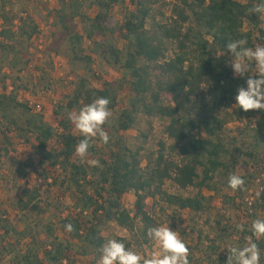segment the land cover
I'll list each match as a JSON object with an SVG mask.
<instances>
[{
	"label": "trees",
	"instance_id": "1",
	"mask_svg": "<svg viewBox=\"0 0 264 264\" xmlns=\"http://www.w3.org/2000/svg\"><path fill=\"white\" fill-rule=\"evenodd\" d=\"M160 1L132 0V9L117 19L111 13L121 0H61L56 24L70 33L68 18L84 26L83 34L69 35L71 63L82 62L90 69L98 56L123 70L131 77L133 99L118 114L120 83L106 81L96 88L81 78L55 108L59 123L54 127L19 99V90L28 87L19 74L33 63L40 27L28 12L13 16L6 0H0V186L10 193L18 188L21 196L15 202L16 222L0 209V263L80 264V258L93 256L90 264H98L109 240L102 227L110 223L130 233V238L112 239L133 251L136 246L151 247L147 230L163 225L156 214L163 203L196 215V230L189 227L198 234L196 245L189 248L190 264H227L226 248L249 243L252 222L264 219V111L233 107L247 77H234L229 66L233 57L226 52L233 39L247 38L248 47L264 43V15L251 13L260 0H174L171 16L160 11L159 21L155 10ZM117 34L127 43L124 49L114 43ZM87 40L89 51L83 48ZM194 47L199 55L192 59ZM101 97L110 101L108 107L117 115L113 125L107 120L103 126L109 141L93 138L88 155L80 158L75 147L82 137L68 113ZM140 113L167 119L166 136L173 142L161 141L146 168L143 147L132 149L122 135L136 128ZM232 124L237 127L228 135ZM16 142L31 148L38 161L7 170ZM92 160L98 163L93 166ZM233 173L243 177L242 190L228 187ZM217 177L229 193L207 197L206 191L217 192ZM168 182L198 194H171L165 189ZM132 192L135 203L128 210L123 203ZM67 195L74 206L64 211L59 201ZM216 200L219 207L213 205ZM213 210L214 223L208 217L205 224L214 235L205 236L204 230L198 231L199 220ZM226 213H233L235 220ZM67 224L71 232L65 231ZM181 232L191 237L186 229ZM256 242L264 264V239Z\"/></svg>",
	"mask_w": 264,
	"mask_h": 264
},
{
	"label": "rangeland",
	"instance_id": "2",
	"mask_svg": "<svg viewBox=\"0 0 264 264\" xmlns=\"http://www.w3.org/2000/svg\"><path fill=\"white\" fill-rule=\"evenodd\" d=\"M7 11L13 16L21 17L23 12H28L29 15L34 19V21L39 25L41 34L36 38L33 44V63L26 69L23 73L19 74L24 84H27V91L24 89L19 90V99L22 102L28 103L30 106L40 109L41 113L44 115L47 123L58 127L59 119L55 116L54 110L60 104V102L65 99V96L69 94L75 88V83L79 79L83 78L89 81L90 85L96 88L102 87V82L114 81L122 85V94L120 96L119 107L117 113L120 114L121 111L126 109L133 99V94L130 91L131 87V77L125 73L123 70L116 69L107 65L98 56L95 57L94 63L91 68L88 69L86 64L79 62L76 64L71 63L73 57L71 46H70V34L84 33V26L79 19L71 20L68 18L67 25L71 27L72 32H67L62 29V27L56 24L58 20L57 11L61 9V0H6ZM132 0H121L120 4L115 7L112 16L120 19L126 9H132ZM175 5L174 0H161L156 8L155 14L157 19L162 20L160 11L167 17L171 16L173 6ZM1 7V5H0ZM97 11L92 12L94 16ZM0 23H2L0 18ZM19 25V24H18ZM43 41V49L40 48L39 41ZM114 43L119 49H124L126 47V42L123 40L120 34H117L114 38ZM32 45V43H31ZM89 40L84 44V49L89 51ZM43 51V52H42ZM199 53L197 48L194 47L191 51V57H198ZM99 77L100 80H98ZM53 83V84H52ZM47 88L50 90L47 91ZM12 90V88H10ZM117 115L113 114L109 117L108 123L113 125L115 123ZM169 124L167 119H161L156 117L146 116L144 113H140L138 117V125L135 129L122 133L127 145L132 149H137L143 147L142 152V167L146 168L150 161H154L157 152L159 150V143L161 141L166 142L171 145L173 142L169 140L166 136V127ZM1 117H0V127ZM237 126H229L226 130L228 135H231V129ZM147 136V139L144 136ZM206 138V136H202ZM108 152L103 153V157L106 158ZM25 161H38L37 156L31 148H27L16 142L15 149L12 151L10 157L6 162V169L14 170L17 169ZM239 173V172H238ZM220 177L216 179V189L217 192L206 191L205 195L207 197L212 195H219L223 198L229 189L221 186L219 184ZM165 189L171 194L182 195L184 197H194L198 194V190L189 189L183 191L175 187L171 182H168ZM20 190L18 188L14 189L11 193L8 192L5 186H0V209L3 215H7L11 220H15L18 210L15 208V202L19 197ZM58 193V194H57ZM56 195H60L56 192ZM62 197V196H61ZM64 201H59L60 205L66 209H72L74 202L70 196H65ZM62 203V204H61ZM135 203L134 193H130L126 196L123 206L132 210ZM152 203V202H151ZM213 205L220 206L219 202L216 200ZM163 208L165 212L160 211ZM211 216H206L204 221L199 220L198 231L204 230V235L211 234L213 237L214 232L209 230L208 225L205 224V219H212L211 222L214 223L216 212L214 210L211 212ZM156 214L162 218V224L167 226L172 231H177L179 236L184 240L188 249L196 245V239L198 234H192L189 227L193 226L196 230V223H193V215L190 212H178L175 208H169L167 205L160 203L156 208ZM226 215L232 216L233 213H226ZM196 216V215H195ZM50 217V216H49ZM186 229V234H189L192 238L182 234L181 230ZM102 231L105 237L112 239L115 236L130 238V233L119 226L110 223L102 227ZM59 236H62L59 233ZM153 245L151 247H138L134 248V251L148 254L152 251ZM94 260V257H88L86 259L80 258V264L83 262H88L90 264ZM99 264V263H98Z\"/></svg>",
	"mask_w": 264,
	"mask_h": 264
},
{
	"label": "clouds",
	"instance_id": "3",
	"mask_svg": "<svg viewBox=\"0 0 264 264\" xmlns=\"http://www.w3.org/2000/svg\"><path fill=\"white\" fill-rule=\"evenodd\" d=\"M251 13L264 15V0H260ZM259 33H257V37ZM233 59L229 66L234 77L246 79V86L240 87L235 96L234 108L249 111H264V43L248 47L247 38L233 39L226 45ZM220 57L224 56L225 53ZM107 98H98L78 111L68 113V120L82 138L75 147V155L84 158L88 155L90 141L99 136L103 143L109 137L103 130L106 121L112 115ZM95 166L98 162H89ZM244 179L235 173L228 177V187L233 191L242 190ZM72 225H65V231L71 232ZM252 237L247 238L245 246H231L228 250L227 264H260L261 253L256 241L264 239V219H255L251 226ZM147 236L153 249L148 254L133 251L118 239H109L101 248L99 264H190L189 249L177 231L160 225L147 230Z\"/></svg>",
	"mask_w": 264,
	"mask_h": 264
},
{
	"label": "built area",
	"instance_id": "4",
	"mask_svg": "<svg viewBox=\"0 0 264 264\" xmlns=\"http://www.w3.org/2000/svg\"><path fill=\"white\" fill-rule=\"evenodd\" d=\"M39 44L41 45L40 48L43 49V41H42V40L39 41ZM36 109H37V108H36ZM37 110H38L39 112H41L40 109H37Z\"/></svg>",
	"mask_w": 264,
	"mask_h": 264
},
{
	"label": "crops",
	"instance_id": "5",
	"mask_svg": "<svg viewBox=\"0 0 264 264\" xmlns=\"http://www.w3.org/2000/svg\"><path fill=\"white\" fill-rule=\"evenodd\" d=\"M21 196H20V194H19V197H18V199L20 198ZM0 264H9V261H4V262H2V263H0Z\"/></svg>",
	"mask_w": 264,
	"mask_h": 264
}]
</instances>
